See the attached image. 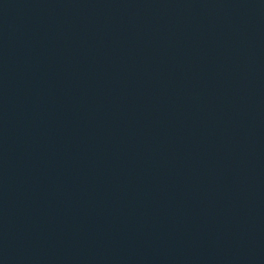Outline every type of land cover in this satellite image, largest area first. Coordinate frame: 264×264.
Masks as SVG:
<instances>
[{"label": "water", "instance_id": "1", "mask_svg": "<svg viewBox=\"0 0 264 264\" xmlns=\"http://www.w3.org/2000/svg\"><path fill=\"white\" fill-rule=\"evenodd\" d=\"M0 264H264V0H0Z\"/></svg>", "mask_w": 264, "mask_h": 264}]
</instances>
